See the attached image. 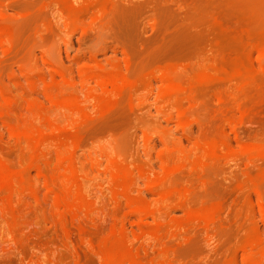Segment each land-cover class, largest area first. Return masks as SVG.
Returning a JSON list of instances; mask_svg holds the SVG:
<instances>
[{"label": "rangeland", "instance_id": "rangeland-1", "mask_svg": "<svg viewBox=\"0 0 264 264\" xmlns=\"http://www.w3.org/2000/svg\"><path fill=\"white\" fill-rule=\"evenodd\" d=\"M262 55L264 0H1L0 264H264Z\"/></svg>", "mask_w": 264, "mask_h": 264}, {"label": "bare ground", "instance_id": "bare-ground-1", "mask_svg": "<svg viewBox=\"0 0 264 264\" xmlns=\"http://www.w3.org/2000/svg\"><path fill=\"white\" fill-rule=\"evenodd\" d=\"M0 1H1V0H0ZM91 4H93V3H91ZM81 24H82V23H81ZM251 39H252V38H250V40H251ZM247 45H248V44H247ZM249 47H250V46H249ZM250 49H251V48H250ZM249 51H250V50H249ZM257 52L260 53L259 56L261 57V54L263 53L262 50H259V51H257ZM258 53H257V54H258ZM259 56H257V57H259ZM262 56H263V55H262ZM260 57H259V60H260V62H261ZM263 57H264V56H263ZM254 58H255V57H254ZM252 59H253V58H252ZM241 64H242V63H241ZM243 66H244V65H243ZM240 67H241V66H240ZM240 67H238L237 69H239ZM242 68H243V67H241L239 70H242ZM252 68H253V67H252ZM243 69H244V68H243ZM216 70H217V69H216ZM234 70H235V69H234ZM217 72H219V71H217ZM240 72H241V71H240ZM241 73L244 74L243 71H242ZM246 73L249 74L247 71L245 72V74H246ZM252 73H253V72H251V74H252ZM254 73H255V72H254ZM225 74H227V73H225ZM233 74H234V73H233ZM235 74H236V73H235ZM242 74H241V76H242ZM247 74H246V75H247ZM251 74H250V75H251ZM169 75H170V74H169ZM213 75H214V74H213ZM246 75L244 76L245 78L243 77L244 79H246V78L248 79V78H249V77H246ZM166 76H168V75H166ZM225 76H226V75H225ZM241 76H240L239 78H242ZM247 76H248V75H247ZM96 77H97V76H96ZM229 77H230V76H229ZM109 78H110V77H109ZM91 79H92V78H91ZM97 79H99V77H98ZM97 79H96V80H97ZM100 79H102V78H100ZM100 79H99V80H100ZM105 79H106V78H105ZM110 79H112V78H110ZM115 79H116V78H115ZM117 79H118V78H117ZM113 80H114V79H113ZM248 80H249V79H248ZM104 81H105V80H104ZM246 81H247V80H246ZM119 82L122 83L121 86H123V82H122L121 80H120ZM63 83H64V82H63ZM97 83H99V82H97ZM110 83H111V81H110ZM124 83H125V82H124ZM171 83H172V82H171ZM242 83H243V82H242ZM111 84H112V83H111ZM125 84H127V83H125ZM136 84H137V83H136ZM107 85H108V84H107ZM168 85H171V87H170V88L167 87V88H168L169 90L172 89V92H173V90H174V93H175V91H176L175 89H176V88L173 89V88H172V84H168ZM176 85H178V84H176ZM102 86H103V85H102ZM111 86H112V85H111ZM126 86H128V85H126ZM136 86H137V85H136ZM173 86H174V84H173ZM237 86H238V85H237ZM176 87H177V86H176ZM247 87H248V86H247ZM100 88H101V87H100ZM177 88H178V87H177ZM240 88H241V87H240ZM96 89H97V88H96ZM103 89H104V87H103ZM114 89H115V88H114ZM180 89H181V91L184 90L183 87H182V88L180 87ZM180 89H179L178 91H180ZM116 90H117V89H116ZM122 91H123V90H122ZM167 91H168V90H167ZM230 91H231V90H230ZM236 91H237V90H236ZM172 92H171L170 95L173 94ZM242 92H243V91H242ZM168 93H169V92H168ZM179 93H180V92H179ZM179 93H178V94H179ZM181 93H182V92H181ZM181 93H180V94H181ZM102 94H103V93H102ZM184 94H186V93H184ZM184 94L182 93V95H184ZM173 95H174V94H173ZM173 95H172V96H173ZM176 95H177V94H176ZM182 95H181V96H182ZM191 95H192V94H191ZM172 96H171V100H172V98L174 97V96H173V97H172ZM186 96H187V95H186ZM91 97H92V96H91ZM91 97H90V98H91ZM169 97H170V96H168V98H169ZM189 98H190V97H189ZM92 99H93V98H92ZM62 100H63V99H62ZM167 100H168V99H167ZM242 100H243V99H242ZM172 101H173V100H172ZM184 101H185V99H184ZM234 101H235V100H234ZM180 102H181V101H180ZM182 103H183V102H182ZM82 104H83V103H82ZM72 106H73V105H72ZM225 107H226V106H225ZM227 107H228V106H227ZM71 108H72V107H71ZM229 108H230V107H229ZM242 108H243V107H242ZM82 109H83V108H82ZM220 109H222V107H221ZM13 110H14V109H13ZM244 110H245V109H244ZM222 111H223V110H222ZM41 113H42V110H41ZM43 113H44V112H43ZM43 113H42V114H43ZM184 113H185V112H184ZM47 114H48V113H47ZM222 114H223V113H222ZM229 115H231V114H229ZM36 117H37V116H36ZM39 117H40V116H39ZM46 117H47V116H46ZM47 118H48V117H47ZM36 119H37V118H36ZM40 119H41V118H40ZM241 119H242V118H241ZM37 120H38V119H37ZM50 120H51V119H50ZM54 123H55V122H54ZM53 127H54V126H53ZM40 128H41V127H40ZM38 129H39V128H38ZM42 129H43V128H42ZM29 130L31 131V129H29ZM33 130H34V129H33ZM30 131H28V133H30ZM42 131H43V130H42ZM31 132H32V131H31ZM32 133L34 134V131H33ZM36 133H37V132L35 131V134H36ZM30 134H31V133H30ZM33 134H32V135H33ZM36 136H37V134H36ZM40 136H41V135H40ZM29 138H30V137H29ZM77 138H78V137H77ZM29 140H30V139H29ZM33 140H34V139H33ZM55 141H56V140H55ZM30 142H31V141H30ZM56 143H57V142H56ZM59 147H60V146H59ZM61 147H62V146H61ZM67 147H68V146H67ZM205 147H206V146H205ZM218 147L221 148V146H218ZM218 147H217V148H218ZM248 147H249V146H248ZM254 147H255V146H254ZM57 148H58V145H57ZM63 148H64V146H63ZM252 148H253V147H252ZM58 149H59V148H58ZM225 149H226V148H225ZM59 150H61V149H59ZM63 150H64V149H63ZM220 150H221V149H220ZM213 151H214V150H213ZM214 152H215V151H214ZM222 152H223V151H222ZM259 153H260V152H259ZM204 154H205V153H204ZM62 156H63V155H62ZM201 156H203V155H201ZM1 159H2V158H1ZM47 160H48V159H47ZM2 161H4V160H2ZM205 161H206V160H205ZM44 162H45V161H44ZM37 163H38V162H37ZM1 164H4L3 166L6 165V164L3 163V162L1 163V161H0V165H1ZM208 164H209V163H208ZM45 165H46V164H45ZM3 168H7V167H3ZM8 168H9V167H8ZM32 168H33V167H32ZM36 168H37V167H36ZM40 169H41V168H40ZM56 170H57V169H56ZM60 170H61V169H60ZM9 171H10V170H8V173L5 172L4 176H5L6 174H9V173L11 172V171H10V172H9ZM43 172H44V171H43ZM60 172H61V171H60ZM18 173H19V172H18ZM24 173H25V172H24ZM19 174H20V173H19ZM21 174H22V173H21ZM38 174H39V173H38ZM38 174L36 173V175H38ZM56 174H57V173H56ZM9 175H10V174H9ZM9 175H8L7 177H9ZM25 175H26V174H25ZM25 175H24V176H25ZM117 175H118V174H117ZM10 176H11V175H10ZM0 177H1V174H0ZM2 177H3V175H2ZM12 177H13V176H12ZM15 177H16V176H15ZM49 177H50V176H49ZM25 178H26V177H25ZM42 178H43V177H42ZM52 178H53V177H51V179H52ZM0 179H1V178H0ZM4 179H5V178H4ZM12 179H13V178H11L10 180H11V182L13 183V185L15 184L14 182H18V181L15 180L16 178L13 179V180H12ZM39 179H40V178H39ZM51 179H49V181H50ZM7 180H8V179H7ZM52 180H53V179H52ZM118 180H119V179H118ZM38 181H39V180H38ZM60 181H61V180H60ZM19 182H20V181H19ZM26 182H28V181H26ZM34 182H35V181H34ZM50 182H52V181H50ZM53 182H54V180H53ZM6 183H7V182H6ZM44 183H45V182H44ZM55 183H56V182H55ZM160 183H161V182H160ZM2 184H3V183H2ZM9 184H10V183H9ZM13 185H12V186H13ZM27 185H28V183H27ZM47 185H48V184H47ZM54 185H55V184H54ZM56 185H58V184H56ZM14 186L16 187L17 185H14ZM21 186H23V185H21ZM35 186H36V185H35ZM48 186H49V185H48ZM52 186H53V184H52ZM164 186H165V185H164ZM17 187H18V186H17ZM17 187H16V188H17ZM30 187H31V186H30ZM50 187H51V185H50ZM53 187H54V186H53ZM53 187H52V188H53ZM55 187H56V186H55ZM5 188H6V187H5ZM16 188H13V187H12V190H13V189L16 190ZM20 188H21V187H20ZM20 188H18V189H20ZM22 188H23V187H22ZM26 188H28V187L26 186ZM44 188H45V187H44ZM44 188H43V189H44ZM2 189H3V188H2ZM24 189H25V187H24ZM24 189H23V190H24ZM45 189H46V188H45ZM48 189H49V188H48ZM6 190H7V189H6ZM15 190H14V191H15ZM21 190H22V189H21ZM21 190H20V191H21ZM46 190H47V189H46ZM50 190H51V188H50ZM50 190H48V191H50ZM53 190H55V189H52V191H53ZM168 190H169L168 192H167V191H166V192L164 191L165 193L162 194V195L164 196V197H163V201H162L163 203H164V201H166V200H164L165 198H166V199H167V198L170 199V196H169V195L171 194V192H170L171 190H170V189H168ZM18 191H19V190H18ZM1 192H2V191H1ZM4 192L6 193L7 191H4ZM16 192H17V191H16ZM172 192H173V191H172ZM179 192H180V191H179ZM54 193H57V192H54ZM54 193H53V194H54ZM177 194H178V193H177ZM2 195H3V194H2ZM14 195H16L15 192H14ZM31 195H32V194H31ZM57 195H59V194H57ZM68 195H69V194H68ZM166 195H168V196L165 197ZM174 195H175V194H174ZM46 196H47V195H46ZM158 196H159V195H158ZM171 196H173V194H172ZM176 196H177V195H175V197H176ZM1 197H2V196H1ZM15 197H16V196H15ZM53 197H54V196H53ZM56 197H57V196H56ZM60 197H61V196H60ZM60 197H58V198H60ZM63 197H64V195H63ZM65 197H66V196H65ZM173 197H174V196H173ZM175 197L172 198V199H176ZM180 197H181V193H180ZM180 197L177 196V198H180ZM3 198H4V197H3ZM61 198H62V197H61ZM66 198H67V197H66ZM66 198H64L65 201H66ZM159 198H160V197H159ZM15 199H16V198H15ZM55 199H57V198H55ZM55 199H54V200H55ZM64 199L61 200V201L63 202ZM0 200H1V198H0ZM4 200H5V199H3V201H4ZM12 200H13V198H12ZM59 200H60V199H59ZM161 200H162V199H160V201H161ZM3 201H2V202H3ZM10 201H11V200H10ZM55 201H56V200H55ZM61 201H59V202L61 203ZM65 201L63 202L64 204H65ZM67 201H68V200H67ZM77 201H78V200H77ZM160 201H159V202H160ZM4 202H5V201H4ZM16 202H17V201H16ZM59 202H58V204H59ZM70 202H71V201H70ZM56 203H57V201H56ZM63 203H62V205H64ZM67 203H68V202H67ZM67 203H66V204H67ZM5 204H7V203H5ZM164 204H166V203H164ZM3 205H4V204H3ZM21 205H22V204H21ZM67 205H68V204H67ZM160 205H161V204H160ZM4 206H5V205H4ZM60 206H61V205H60ZM16 207H17V206H16ZM63 207H65V205H64ZM66 207H67V206H66ZM66 207H65V208H66ZM166 207H167V206H166ZM59 208H60V207H59ZM71 208H72V206H71ZM139 208H140V207H139ZM139 208H138V210H139ZM61 209H62V208H60V210H61ZM63 209H64V208H63ZM70 210H71V209H70ZM53 211H54V210H53ZM160 211H161V210H160ZM62 212H63V210H62ZM64 212H65V210H64ZM69 212H71V211H69ZM72 212H73V211H72ZM68 214H69V213H68ZM73 214H74V213H73ZM73 214H72V215H73ZM61 216H62V215H61ZM70 216H71V215H70ZM76 217H77V216H76ZM71 218H72V217H71ZM73 218H74V217H73ZM74 219H75V218H74ZM74 219H73V220H74ZM59 221H60V220H59ZM74 223H75V222H74ZM66 227H67V226H66ZM166 228H167V227H166ZM159 232H160V230H159ZM160 233H161V232H160ZM159 240H160V239H159ZM263 240H264V239H263ZM260 242H261V241H260ZM255 244H256V243H255ZM260 245H261V244H260ZM253 246L255 247V245H253ZM255 248H257V247H255ZM254 250H255V249H254ZM252 251H253V249H252ZM263 252H264V251H263ZM255 254H256V253H255ZM257 254H258V253H257ZM257 254H256V255H257ZM136 255H137V254H136ZM262 255H263V254H262ZM262 255H261V256H262ZM132 256H133V255H132ZM257 256H258V255H257ZM134 257H135V256H134ZM263 257H264V255H263ZM255 259H256V257H255ZM262 259H263V258H262ZM262 259H260V260H262ZM257 260H258V259H257ZM257 260H256V261H257ZM260 260H258V261H260ZM129 263H130V262H129ZM259 263H260V262H259Z\"/></svg>", "mask_w": 264, "mask_h": 264}]
</instances>
